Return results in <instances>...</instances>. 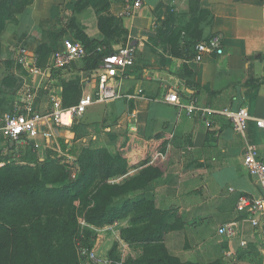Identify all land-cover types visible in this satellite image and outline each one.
Here are the masks:
<instances>
[{
    "label": "crops",
    "instance_id": "1",
    "mask_svg": "<svg viewBox=\"0 0 264 264\" xmlns=\"http://www.w3.org/2000/svg\"><path fill=\"white\" fill-rule=\"evenodd\" d=\"M73 1L32 0L0 30V122L28 91L34 94L35 106L45 109L51 96L63 100L70 76H79L81 95L95 84L79 66L49 69L41 77L19 61L24 48L29 63L36 59L42 69L51 64L53 51L66 37L63 12ZM198 2L207 13L200 40L219 35L222 54L208 51L200 62L193 60L194 46L183 58L163 54L145 38L152 33L153 13L165 9L166 2L143 0L133 16L123 18L138 51L127 77L117 83L121 98L94 104L70 126H52V137L41 140L35 153L40 160L48 155L72 161L83 147L120 152L128 164L118 180L123 183L144 166L145 146L136 140L156 145L157 138L168 137L175 163L167 161L142 195L170 215L163 241L167 251L199 264H264V242L249 224L240 222L235 238L217 234L218 227L236 218L239 194H259L243 166V153L247 143L255 144L264 161V137L255 125V119L264 118V0ZM122 9L123 0H115L109 10L120 16ZM84 26L91 38H102L97 27L93 31ZM169 90L183 101L196 98L198 110L191 116L180 112L164 100ZM225 107L248 108L251 118L243 134L232 129L225 115L203 111ZM122 138L130 146L120 150L116 142ZM4 144L0 135V146ZM240 239L246 245L241 246Z\"/></svg>",
    "mask_w": 264,
    "mask_h": 264
},
{
    "label": "trees",
    "instance_id": "2",
    "mask_svg": "<svg viewBox=\"0 0 264 264\" xmlns=\"http://www.w3.org/2000/svg\"><path fill=\"white\" fill-rule=\"evenodd\" d=\"M31 1L1 0L0 30L7 20L14 19L15 14ZM193 1L199 5L198 0ZM106 14L97 22L101 39L91 38L81 28L82 38L76 40L88 52L101 45L106 47V50L86 57L81 66V71L90 73L92 77L96 75L101 57L115 50L110 41L116 34L113 24L117 18L109 11ZM199 40L195 39L190 47ZM79 81V76H76L75 81L64 86V106L78 102L81 96ZM125 143L129 140L124 138L122 144ZM136 144L145 146L141 160L144 166L121 184L123 193L131 192L130 196L115 201L114 194L110 196L109 191L122 186L111 184L109 180L126 174L128 164L120 152L113 154L108 148L83 147L72 161L40 160L29 149L24 157L25 163L1 167L0 264H81L76 241L81 240L91 247V235L94 233L90 228L81 227L73 206L82 196L85 199L81 220L96 228L109 226L114 221H127L128 227L122 230L121 236L140 247L138 255L127 252L120 257L118 242L114 241L109 250L113 259L110 264H199L182 261L167 251L163 241L170 215L157 208L148 196H142L151 187L152 180L164 171L165 165L158 155L162 154L163 148L139 139ZM105 193L107 197L103 196Z\"/></svg>",
    "mask_w": 264,
    "mask_h": 264
},
{
    "label": "built area",
    "instance_id": "3",
    "mask_svg": "<svg viewBox=\"0 0 264 264\" xmlns=\"http://www.w3.org/2000/svg\"><path fill=\"white\" fill-rule=\"evenodd\" d=\"M142 4L143 0H123L120 16L122 18L133 16L142 7ZM104 50L106 47L101 45L88 52L75 39L63 37L61 47L53 51L51 64L44 69L36 65V59H33L31 63L28 62L27 52L24 48L19 52V61L28 67L30 73L43 77L49 69H67L72 66L81 68L86 57ZM208 51H213L217 55L223 53L219 35L214 34L196 42L193 60L200 62ZM135 60L136 48L132 43L115 48L113 52L103 55L96 69V75L93 76L95 84L82 93L77 103L70 106H64L62 98L51 96L50 105L45 109H40L35 106L34 94L31 91L26 92L22 102L6 112L0 122V135L5 140V144L0 146V168L8 164L25 163L26 149L29 148L30 151L35 152L42 145L41 140L48 142L52 137V126H70L94 104L121 98L122 93L119 91L117 83L127 77V71L134 65ZM164 100L174 104L180 112L187 116L193 115L198 110L197 99L193 96L183 101L175 91L169 90ZM203 111L219 112L225 115L232 129L238 134L244 133L251 118L247 107L238 109L225 107L218 111L207 108ZM63 116L68 117L66 122L62 120ZM255 125L261 130L264 137V118L255 119ZM71 159L68 157L69 161ZM243 166L259 186V194H239L235 203L236 218L218 227L217 234L226 238H235L239 233V223L245 222L264 242V161L255 144L247 143L245 145ZM127 223V221H114L109 226L96 228L80 220L81 227L90 228L94 232L93 234L109 232L110 238L118 242L120 251L126 244L120 230L121 226H126ZM239 242L241 246L247 243L244 239H240ZM76 249L81 264H110L111 262L108 258L103 259L95 247L87 246L81 240L76 241Z\"/></svg>",
    "mask_w": 264,
    "mask_h": 264
},
{
    "label": "rangeland",
    "instance_id": "4",
    "mask_svg": "<svg viewBox=\"0 0 264 264\" xmlns=\"http://www.w3.org/2000/svg\"><path fill=\"white\" fill-rule=\"evenodd\" d=\"M113 1L115 0H74L71 6L63 12V34L66 37H71L75 40H78V38H82L80 29L83 24H85V28H90L94 31V28L97 27L98 18L100 16L107 15L106 13L108 11L113 14L110 10H108L110 9V5ZM164 1L166 2V8L155 11L152 15L150 27L152 33L151 36L145 38V41H149L151 44H155V46H157V49L165 55L175 54L183 58L185 57V55H187L191 43H193L195 39H198L202 36L203 26L207 21V14L206 12L204 13L201 6L195 3V1L193 0ZM113 16L117 18L116 22L113 24V28L117 31H115L117 35L114 34L113 40L110 41V44L112 48L115 49L128 43H132L134 39L130 37L128 29L124 26L123 18L121 16H116L115 14H113ZM10 20H13V18H11ZM118 20H121V22ZM125 30H127V34L125 33ZM134 46L136 48V43ZM137 51L138 49L136 48V59ZM73 72L75 71L73 70ZM69 78V82L76 80V76H70ZM168 141V137H159L157 138V141H155L157 143L156 146H160V148H163V152L161 155L162 157L160 156V158H162L163 165H165L167 161H169L171 165L172 162L175 163V160L172 159L173 154L171 155V146L173 144H167ZM116 143L118 149L120 150L125 149L126 146H130L129 143L122 144L124 143L123 138L118 140ZM46 158L51 157L47 155L43 159ZM54 159L57 160V156L54 157ZM171 165L170 167H172ZM174 168H176V165H174ZM187 173L188 172H184L183 174L186 175ZM120 177L111 179L109 180V182L111 184L121 185L122 180L118 181ZM96 182L98 181L96 180ZM94 185L92 187H94ZM123 190V186L120 189L112 188L109 191V194H111L110 196L114 194V201L119 198L124 199V196L127 195L130 196L131 192L123 193ZM103 196L107 197V193H105V195ZM83 199H85L84 196H82L81 200L73 204L76 209L78 220H81L83 217ZM127 227L128 223L126 226H121V234L122 230ZM110 237L111 236L109 232L93 234L91 235L90 242L92 244V247H95L98 250L103 259L108 258L110 260H113L111 256H109V250L114 242ZM139 251L140 247L134 241H126L125 247L122 251H120L119 248L117 249L118 256L120 257H122L123 254H126L127 252H132L133 254L138 255Z\"/></svg>",
    "mask_w": 264,
    "mask_h": 264
},
{
    "label": "bare ground",
    "instance_id": "5",
    "mask_svg": "<svg viewBox=\"0 0 264 264\" xmlns=\"http://www.w3.org/2000/svg\"><path fill=\"white\" fill-rule=\"evenodd\" d=\"M62 120H63V121H66V120H67V116H63V117H62Z\"/></svg>",
    "mask_w": 264,
    "mask_h": 264
}]
</instances>
